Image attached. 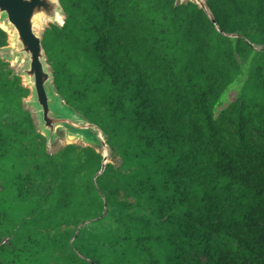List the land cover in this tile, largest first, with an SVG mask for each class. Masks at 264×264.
<instances>
[{
	"label": "trees",
	"instance_id": "obj_1",
	"mask_svg": "<svg viewBox=\"0 0 264 264\" xmlns=\"http://www.w3.org/2000/svg\"><path fill=\"white\" fill-rule=\"evenodd\" d=\"M59 3L46 63L108 163L49 152L0 56V264H264V0Z\"/></svg>",
	"mask_w": 264,
	"mask_h": 264
},
{
	"label": "water",
	"instance_id": "obj_2",
	"mask_svg": "<svg viewBox=\"0 0 264 264\" xmlns=\"http://www.w3.org/2000/svg\"><path fill=\"white\" fill-rule=\"evenodd\" d=\"M195 3L208 14L204 2L195 0ZM63 16L59 0H0V24L5 29L0 28L8 35L7 45L0 48V53H4L1 59L23 64L16 75L30 91L24 105L33 109L36 130L45 138L47 150L56 138V131L63 130L68 141L79 140L84 146L100 148V173L109 156L105 136L57 94L42 47L44 30L49 24L62 25Z\"/></svg>",
	"mask_w": 264,
	"mask_h": 264
},
{
	"label": "rangeland",
	"instance_id": "obj_3",
	"mask_svg": "<svg viewBox=\"0 0 264 264\" xmlns=\"http://www.w3.org/2000/svg\"><path fill=\"white\" fill-rule=\"evenodd\" d=\"M177 2H185V1H188V0H176ZM189 1H193L195 2V0H189ZM202 2H204V0H201ZM62 20L63 18L60 20V24L62 23ZM2 25V24H0ZM4 53H0V56L3 55ZM11 67L17 72L20 71V69L23 67V64H16L14 62H11L10 63ZM234 97V91H230L228 92L227 94V99L228 101H231ZM29 99H25L24 100V104L28 101ZM26 109H28L33 118H34V114H33V109L31 107H27L25 106ZM35 119V118H34ZM35 121V120H34ZM36 123V121H35ZM70 143H74V144H79V145H84L81 141L79 140H75V141H68L66 138H65V135H64V131L63 130H57L56 131V138L54 140V142L52 143L51 147L49 148V152H52V151H55L56 149H58L59 147H62L66 144H70Z\"/></svg>",
	"mask_w": 264,
	"mask_h": 264
},
{
	"label": "bare ground",
	"instance_id": "obj_4",
	"mask_svg": "<svg viewBox=\"0 0 264 264\" xmlns=\"http://www.w3.org/2000/svg\"><path fill=\"white\" fill-rule=\"evenodd\" d=\"M3 29H5V27L3 25H0Z\"/></svg>",
	"mask_w": 264,
	"mask_h": 264
}]
</instances>
